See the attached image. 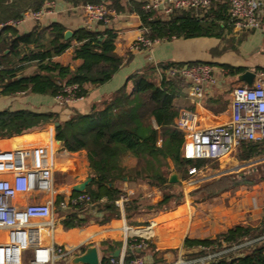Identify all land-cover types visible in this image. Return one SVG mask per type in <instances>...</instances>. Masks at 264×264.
Instances as JSON below:
<instances>
[{
	"label": "trees",
	"instance_id": "obj_1",
	"mask_svg": "<svg viewBox=\"0 0 264 264\" xmlns=\"http://www.w3.org/2000/svg\"><path fill=\"white\" fill-rule=\"evenodd\" d=\"M46 1L0 0V97L32 93L55 97L65 84L73 83L80 86V94L85 97L89 93L88 85L99 86L111 80L126 62L125 57L116 52L117 32L110 27L91 29L82 26L67 37L68 28L60 21L37 22L27 32L6 24L9 20L20 19L27 11L40 8ZM65 1L73 5L105 2L110 7H122V0ZM131 2L137 7L142 22L149 27L148 35L152 38L223 37L233 28L230 0H214L207 8L176 9L167 15L143 8V2ZM70 48L74 59L81 60L74 67L55 59ZM32 64L35 69L25 73ZM180 64L185 62L170 61L159 67L165 70ZM243 69L239 67L237 71ZM131 81L135 86L133 91L128 90ZM189 87L183 77L169 76L151 65L132 74L125 85L108 98L95 102L87 113L75 110L72 115L61 118V112L52 110L1 109L0 136L19 134L59 121L55 126L56 140L62 141L69 152L86 150L92 179L83 191L74 190L72 195L84 192L89 199L64 210L65 223L69 226L81 227L91 221L105 224L120 217L122 212L115 200L122 191L117 181L123 177L130 181L142 180L160 189L163 198L157 207L165 206L171 200L179 205L185 195L182 181L190 175L189 161L183 156L186 138L176 119L182 109L194 108ZM126 155L136 159V166L131 170L123 162ZM172 172L177 173L179 182H170ZM243 183L254 184L256 181L227 173L202 182L189 192V196L208 201ZM64 197L60 195L59 201ZM142 208L143 204L133 198L125 206L126 218L131 219ZM248 241L250 243L242 245ZM102 245L106 253H113L121 242L104 240ZM184 246H209L215 252H222L211 264H264V219L257 225H234L214 238L186 237ZM235 246L239 247L231 249ZM148 247L156 252L150 239Z\"/></svg>",
	"mask_w": 264,
	"mask_h": 264
},
{
	"label": "built area",
	"instance_id": "obj_2",
	"mask_svg": "<svg viewBox=\"0 0 264 264\" xmlns=\"http://www.w3.org/2000/svg\"><path fill=\"white\" fill-rule=\"evenodd\" d=\"M213 1L147 0L144 8L167 15L176 9L207 8ZM80 8L84 26L91 29L100 23L109 22L111 15L116 12L105 2H87L80 5ZM57 10V2L47 0L40 8L27 11L20 19L9 20L6 24L19 27L27 20L39 22ZM229 15L235 29H255L264 33L262 0H230ZM149 31V27L142 22L139 33L129 44L130 50L149 49L158 42L159 39L148 35ZM158 71L186 79L193 99L201 98L205 86L216 81L214 66L205 62L174 65ZM262 75L264 76V72ZM83 98L77 83L65 84L55 96L62 107ZM208 116L210 115L199 116L198 112L182 109L176 119L178 128L187 133L183 156L189 161V180L199 174L201 162L222 160L241 143L264 141V85L246 84L234 88L232 117L228 122L208 121ZM30 132L14 134L20 135L22 139L33 136L29 137L26 144L12 143L11 146L0 149V264H24L26 251L32 252L31 264H57L60 261L67 264L80 246L55 240V130L54 127H43L35 134ZM134 194V190H122L115 200L122 212L120 218L123 219V225L118 230L123 246L119 256L108 253L104 264H211L222 253L212 252L209 246H200L197 255L183 257L181 254L174 262H150L144 252L148 249V240L156 231L145 233L141 229L147 226L129 225L125 216V206L131 202ZM22 196H32V200L28 203L17 202ZM83 199H89L87 193L74 196L70 193L65 195L59 207L64 214L69 206ZM65 218L64 214L62 219ZM248 243L250 241L242 245Z\"/></svg>",
	"mask_w": 264,
	"mask_h": 264
},
{
	"label": "crops",
	"instance_id": "obj_3",
	"mask_svg": "<svg viewBox=\"0 0 264 264\" xmlns=\"http://www.w3.org/2000/svg\"><path fill=\"white\" fill-rule=\"evenodd\" d=\"M55 1L57 2L58 10L55 13L45 16L39 21L40 23L50 24L53 21H60L68 30L72 31L84 26V18L80 5H73L65 0ZM131 1L143 2L142 7L144 8L147 0H122V7H112L116 12L111 15L110 21L100 23L95 27L98 29L110 27L117 32L116 52L126 59V62L114 74L111 80L99 86L88 85V95L77 102L69 104L67 107H61L54 96L32 93L29 95L16 94L1 96L0 100L2 101L0 102V110L4 108H29L40 111L52 110L61 112L63 116L61 118H65L66 115H72L75 110L81 113H87L92 109L95 102L103 98H108L125 85L132 74L142 72L151 65H155L157 69H160L159 64L170 61L185 63L205 62L210 64L213 63L216 81L205 86V91L201 98L193 99L189 94L194 108L184 109L198 112L199 116L208 114L211 116V118L210 116L207 117L208 121L217 120L218 122L226 123L232 117L234 88L239 85H246V82L241 80L239 75L246 70H252L256 74L253 84L264 85V76L262 75V72H264L263 32L255 29L237 30L233 26L231 30L226 31L223 37L199 36L191 38L174 37L172 39H159V41L149 49L132 51L129 48V44L139 33L142 20L137 7H135ZM262 2L264 3V0H262ZM36 24L37 22L35 21L27 20L17 28L20 32H27ZM231 46L237 48L239 46H249L252 50L250 52V55L253 56L252 59H246L242 63L238 62V65H235L243 67L244 69L242 71H237L239 67L233 69L226 68L216 57L219 55L220 51L226 50L227 47ZM55 59L63 64H71L73 67L81 63V60L74 59L72 48L55 57ZM28 68H31L33 71L35 69V64H32ZM231 75H234V77H230ZM134 88V83L132 81L129 82L128 90L133 91ZM3 99L6 100L3 101ZM204 121L206 122V118H204ZM43 127L33 128L29 131L35 134ZM7 136L11 137L4 140L5 142H0V149L11 146L12 143L26 144L30 139L29 137H33L29 136L27 139H22L20 135L12 134L0 136V139ZM65 148V144L55 138L53 144L55 153L54 175L56 172L55 166L58 163L59 172L67 176L68 181V183H64L65 185L61 184L60 187H58L59 189L68 188L70 186L74 188L75 186L73 185L82 184L89 178H92L86 150L69 152ZM238 148H241L240 155L236 156L231 153L219 161L223 162L227 158V162H230V164L233 165L232 167L238 165L239 158L249 157L250 155L251 158L253 157L252 159H254L256 164L264 161V141L241 143L233 152H237ZM249 148H251L252 151H250ZM127 159L134 161V163L136 160L133 156L126 155L123 162L128 166H131V164H127ZM203 164L204 162H201L199 165L203 166ZM199 173H201V171ZM198 175V177L195 176L196 178L193 179H201L200 174ZM263 185L264 180L254 184L253 190L247 193L244 190L237 191L236 189L222 192L204 202L206 205L201 203L202 206L198 211H190L188 204L187 208L189 210H186L185 206L182 204L163 210L157 215L151 225L141 229L145 233H152L160 229V227H166V235L162 236V238L157 241V245L154 242L156 252L154 253L148 247L144 255L149 258L150 262H174L180 258L181 254L183 257H187L197 255L200 252V249L197 250V248L194 247L195 249L193 248V251L195 252H192L194 254H186V249H189V247L184 246L186 237L198 239L214 238L218 233L237 224L257 225L264 217ZM117 186L120 190H134L135 194L133 198L138 199V202L142 204L154 202L157 197L159 198L160 196V189L151 187L145 181H130L128 177H123L121 180H118ZM69 194L70 193H67L66 195ZM31 200L32 196H22L16 201L28 203ZM57 212V214L55 213L57 219L55 240L65 242L72 246H80V250L78 249L72 258L83 252L87 246L95 244L99 250L101 264L106 255L112 253H106L104 251V246L102 245L104 240L121 242L120 247H118L121 252L123 243L118 228L123 225L122 218H113L105 224L91 221L87 225L81 227H72L66 224L65 220L62 219L64 214L60 207H58ZM149 221H151V219H149ZM115 231L117 232L116 236L112 234ZM176 240H179L175 248L177 250V257H167V259L163 261L157 260L162 250L171 247L169 244L174 241L176 242ZM31 259L32 252L26 251L24 264H31ZM71 259L67 264H70Z\"/></svg>",
	"mask_w": 264,
	"mask_h": 264
},
{
	"label": "rangeland",
	"instance_id": "obj_4",
	"mask_svg": "<svg viewBox=\"0 0 264 264\" xmlns=\"http://www.w3.org/2000/svg\"><path fill=\"white\" fill-rule=\"evenodd\" d=\"M251 51L252 50L250 49L249 46H241V47L239 46L238 48L231 46V47H227L226 50L220 51L219 52L220 56L218 55L216 57L219 61L222 62L223 66H225L226 68L228 67V68L233 69V68L239 67V66H235V65H238V62L242 63L246 59L247 60L252 59L253 56L250 55ZM211 64L213 65V63H211ZM30 72H32L31 68L30 69L27 68L25 71V73H30ZM230 77L233 78L234 75H231ZM5 100L6 99H3V101H5ZM1 101L2 100H0V102ZM67 116L68 115H66V117ZM61 117H63V116L61 115ZM44 127H47V128L54 127V130H55L54 122L46 124ZM0 142H4V140H1ZM240 150H241V148H238L237 152H232V155H236V156L240 155ZM249 150L252 151L251 148H249ZM252 158H251V155L249 157L239 158L238 159L239 163L237 165V166H239L238 169H232L233 165H231L230 162H227V158L223 162H221L219 160H205L203 166H200L201 173H199L200 178L201 179L204 178L203 180L199 181L200 179L199 180L198 179H192V180L186 179V180L182 181L181 188L184 190L185 195H184V198L180 204L184 205L186 210H189L187 208V204H188V206L190 207V211H194V210L198 211L200 209V207L202 206L201 203H204L207 200L201 201L197 197H190L189 192H191L192 190L197 188L199 186V184H202V182L209 180V179H212L214 177L222 176L223 174L233 173V174L244 175L246 178H249V179L256 181V183H254V184L259 183L260 181H262L264 179V161H261L260 163L256 164V162H254V159H252ZM126 162H127V164H131V166L127 165V167L130 168V170H131V168H134L136 166V160H135V163H134V161H131L130 159L129 160L127 159ZM243 165H245V166L243 167ZM58 166L59 165L57 163L55 166L56 172H55V181H54V196H55V201H56L55 213L56 214L58 213L57 209H58L59 203H60L58 197L60 195L65 196L67 193H72L73 189H74V188H72V186H70L68 188H63V189L58 188V187H60L61 184L65 185L64 183H66V182L68 183L67 176H64V174L59 172ZM131 172H133V171H131ZM224 172H226V173H224ZM213 175H216V176H213ZM69 176H71V175H69ZM198 176H196V177H198ZM71 177H73V176H71ZM196 177H193V178H196ZM140 181L143 182L142 180H139V182ZM254 184L243 183V184H241L238 187L233 188V189H236L237 191L244 190L247 193L248 191L253 190ZM185 189H186V191H185ZM262 190H264V185L262 187ZM159 191H160L159 192L160 196H159V198L157 197L156 201L147 202V203L143 204L144 208L140 209L139 213H136L131 219L126 218L129 225H134V226L151 225L153 223L154 219L157 217V215L160 214L164 209L178 206V205H176L175 200H171L170 202H168L166 204L167 206L165 205V206L157 207L156 205L163 198V192L161 190H159ZM204 205H206V203H204ZM149 219H151V221H149ZM263 219H264V217H263ZM263 219H261V221ZM162 225H164V224H162ZM160 226H161V224H160ZM165 229H166V227H160V229L156 230L155 235L151 237V240L153 241V243L155 242V244L157 245V241H159L162 238V236L166 235ZM112 234H114L116 236L117 232L115 231ZM114 235H112V236H114ZM178 241L179 240H176V242L174 241V242L170 243L169 246H171V247L162 250V253L159 254V258H157V260L163 261V260H166L167 257H172V258L177 257V250L175 248L177 246ZM193 248L194 247H191V249L187 248L186 254L187 255L194 254V253H192V252H195V251H193ZM195 248H197V250H198L201 247L195 246ZM211 251L215 252L214 250H211ZM58 264H63V262L60 261V262H58Z\"/></svg>",
	"mask_w": 264,
	"mask_h": 264
},
{
	"label": "water",
	"instance_id": "obj_5",
	"mask_svg": "<svg viewBox=\"0 0 264 264\" xmlns=\"http://www.w3.org/2000/svg\"><path fill=\"white\" fill-rule=\"evenodd\" d=\"M72 34H73V31L72 30H67V32H66V36L67 37L71 36ZM255 76H256V74H255L254 71H252V70H246V71L242 72L239 75V78L241 80H244L248 86H253ZM58 124H59V121H56L54 123V126H57ZM184 134H187V133L184 132ZM18 144H21V143H18ZM244 166L245 165H243V167ZM238 168H239V166H236V167H233L232 169H238ZM226 172H224V173H226ZM213 176H216V175H213ZM91 179L92 178H89L86 182H84L82 184H79V186H75L74 187V190L83 191L85 189V187L87 186V184L91 181ZM203 179H200L199 181H201ZM179 181H180L179 176L177 175L176 172H173L170 175V182L177 183ZM119 252H120V249L118 248L114 252V255L115 256H118L119 255ZM100 262H101V259H100L98 247L95 244H91V245L87 246L86 249L83 252L75 255L71 259L70 264H100Z\"/></svg>",
	"mask_w": 264,
	"mask_h": 264
},
{
	"label": "bare ground",
	"instance_id": "obj_6",
	"mask_svg": "<svg viewBox=\"0 0 264 264\" xmlns=\"http://www.w3.org/2000/svg\"><path fill=\"white\" fill-rule=\"evenodd\" d=\"M73 186H79V184H75V185H73Z\"/></svg>",
	"mask_w": 264,
	"mask_h": 264
}]
</instances>
